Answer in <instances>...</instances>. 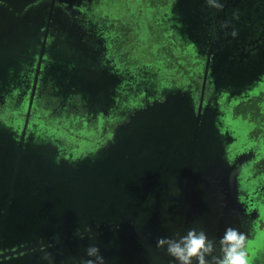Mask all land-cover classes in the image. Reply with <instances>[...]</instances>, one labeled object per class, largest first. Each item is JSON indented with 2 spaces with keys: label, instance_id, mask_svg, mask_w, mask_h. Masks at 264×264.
I'll return each mask as SVG.
<instances>
[{
  "label": "flooded vegetation",
  "instance_id": "obj_1",
  "mask_svg": "<svg viewBox=\"0 0 264 264\" xmlns=\"http://www.w3.org/2000/svg\"><path fill=\"white\" fill-rule=\"evenodd\" d=\"M115 1L119 0H35L25 8L42 4L48 11L44 24L38 23L40 35L29 48L28 63L20 65L21 80L13 79L16 82L0 95V111L8 116L0 114V135L4 138L0 143L4 159L0 162L17 166L16 176H11L13 167L0 173V190L11 191L13 205L16 201H45L50 192L43 183L30 182L34 177H49L51 173L61 183L68 181L74 186L82 180L80 175L94 174L108 160L107 152L112 153L120 144V135L138 115L146 116L152 105L168 102L172 108L179 107L187 119L212 123L218 149L212 156L214 163L218 162L215 169L231 181L236 217L250 233V264H258L264 253V68L263 73L257 69L248 74L253 78L241 85L217 83L214 67L218 60L213 63L211 54L217 39L211 42L210 30L201 36L203 26L196 28L192 6L197 0H139L141 13L135 16L133 26L113 16ZM199 2L201 6L196 8L207 17L209 0ZM252 3L253 10L262 11L264 16V1ZM143 26L149 29V42L158 41L161 53L148 47L147 40L135 38ZM60 36L67 43L64 48L56 45ZM220 40L223 52L232 45V41L225 44L224 31ZM230 49L229 56L235 53L240 59L241 51ZM6 62L5 66L14 70L19 61L11 55ZM11 74L7 72L6 79ZM100 74H104V80H99L104 88L103 103H98V94L88 93L85 86L88 79L97 86ZM19 85L22 92L10 94ZM45 118L58 123H47ZM27 187L30 191L38 188L37 196L42 194L43 198L31 197ZM27 208L23 211L29 213L24 225L14 224L12 229L21 230L12 240L14 246L1 243L0 248H5L0 254L18 251L17 258L32 253L60 254L65 247L55 243L47 219L30 214L36 208ZM4 214L0 207V216ZM60 217L54 216L57 221ZM51 240L55 241L49 244ZM46 242L48 245H43ZM42 264L54 262L47 258Z\"/></svg>",
  "mask_w": 264,
  "mask_h": 264
},
{
  "label": "water",
  "instance_id": "obj_2",
  "mask_svg": "<svg viewBox=\"0 0 264 264\" xmlns=\"http://www.w3.org/2000/svg\"><path fill=\"white\" fill-rule=\"evenodd\" d=\"M34 1L0 0V95L10 88V83L16 82H12L13 79L22 78L23 67L20 69V65L28 63L29 48L40 35V24H44V13L48 11L45 5L25 10ZM197 1L198 8L201 4ZM252 1L259 0H209L207 17L203 10L192 6L196 28L203 26L200 35L204 36L210 30V41L217 39L211 54L213 63L215 58L218 60L214 70L219 85H241L245 79L253 78L248 74H254L257 69L263 71L264 16L262 11L253 10ZM200 20L206 24L199 23ZM50 27L53 28V24ZM223 31L225 44L232 41L224 52L218 45ZM63 38L58 37L56 45H67ZM230 48L233 52L241 51L240 59L235 53L229 56ZM80 49L85 54L84 49ZM11 55L19 62L14 64L13 74L7 75L6 79L11 68L5 65ZM103 75L100 74L95 82L104 80ZM100 81L94 86L88 79L85 86L88 93L98 94V103H103L104 88ZM178 108L162 102L152 105L146 116L138 115L120 135V144L114 154L107 152L108 160L102 162L94 174L80 175L82 180L72 187L68 181L63 184L61 179H55V174L34 177L30 182L39 186L43 183L50 192L44 198L46 202L16 201L11 205V191L0 190V201H3L0 207L5 210L4 216H0V245L14 246L12 240L21 230L12 229L14 224L24 225V217L29 213L23 211L30 206L32 210L37 209L30 214L36 213L37 218L47 219L55 243L65 247L58 255L32 253L17 258L18 251L3 252L0 264H42L47 258L54 264H87L89 259L95 260L86 254L90 246L99 249L103 264H175L162 249H157V240L184 235L191 228L203 229L209 238L218 242L227 227H234L251 240L245 225L236 217L231 181L215 169L218 162L214 163L212 156L218 149L212 123L199 118L187 119ZM3 140L0 135V143ZM11 167L0 162V173ZM14 167L11 176H16L17 166ZM21 177L18 173V180ZM19 184L23 185V181L19 180ZM27 190L31 189L27 187ZM36 190L39 191L38 188L30 191L31 197L43 198L42 194L37 196ZM14 213L19 217L14 219ZM8 214L12 217H7ZM56 215L61 216V221L54 218ZM56 225L60 227L57 229Z\"/></svg>",
  "mask_w": 264,
  "mask_h": 264
},
{
  "label": "clouds",
  "instance_id": "obj_3",
  "mask_svg": "<svg viewBox=\"0 0 264 264\" xmlns=\"http://www.w3.org/2000/svg\"><path fill=\"white\" fill-rule=\"evenodd\" d=\"M248 239L244 232L227 227L217 242L209 238L203 229L191 228L186 234L158 238L156 247L162 249L175 264H250L247 252ZM87 264H103L99 249L90 246L86 249Z\"/></svg>",
  "mask_w": 264,
  "mask_h": 264
},
{
  "label": "rangeland",
  "instance_id": "obj_4",
  "mask_svg": "<svg viewBox=\"0 0 264 264\" xmlns=\"http://www.w3.org/2000/svg\"><path fill=\"white\" fill-rule=\"evenodd\" d=\"M138 1L139 0H126L127 3L124 2V0L115 1V4L113 6V7H115V9H114V12L112 11L113 16L114 17H116V16L121 17L126 22H128L129 25L133 26L135 16L141 13V10H139V7H138V3H137ZM135 38L136 39L139 38L142 41L147 40V42L152 40L150 33H149V29L146 26H143L142 32H140L137 36H135ZM154 41L149 42L148 47L153 46L152 50H156V53H161V50L159 49L160 46L156 44V43H158V41L157 40L155 42ZM140 44H144V43H139V45ZM174 45H175V43H174ZM174 48H176V46H174ZM7 113L10 114L9 112H7ZM0 114L3 117H8V116H6V111H4V110L0 111ZM19 117H22V116H19ZM40 117L43 118L42 120H44V116H40ZM45 119L47 120L46 121L47 123H58V122H56V119H52V120L51 119L48 120V118H45ZM73 131L75 132V129ZM247 135L248 136L246 139L249 140V134H247ZM260 257H263V258L256 261L258 264H262V262L264 263V253H261Z\"/></svg>",
  "mask_w": 264,
  "mask_h": 264
},
{
  "label": "bare ground",
  "instance_id": "obj_5",
  "mask_svg": "<svg viewBox=\"0 0 264 264\" xmlns=\"http://www.w3.org/2000/svg\"><path fill=\"white\" fill-rule=\"evenodd\" d=\"M35 9V8H34ZM32 40V39H31ZM91 46V48H92V45H90ZM65 46L63 45V47L62 48H64ZM66 54H68V55H71L69 52H66ZM90 54H92V53H90ZM13 72V69H10V74ZM19 80H21V79H19ZM14 88L15 89H13V91H11L10 92V94H13V95H19L21 92H22V87L19 85L18 87H15L14 86Z\"/></svg>",
  "mask_w": 264,
  "mask_h": 264
},
{
  "label": "crops",
  "instance_id": "obj_6",
  "mask_svg": "<svg viewBox=\"0 0 264 264\" xmlns=\"http://www.w3.org/2000/svg\"><path fill=\"white\" fill-rule=\"evenodd\" d=\"M263 261V260H262ZM262 264H264L263 262H262Z\"/></svg>",
  "mask_w": 264,
  "mask_h": 264
}]
</instances>
